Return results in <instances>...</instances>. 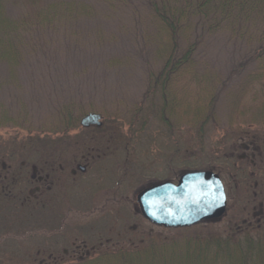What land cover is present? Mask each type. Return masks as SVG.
I'll list each match as a JSON object with an SVG mask.
<instances>
[{
  "label": "rangeland",
  "instance_id": "374dc122",
  "mask_svg": "<svg viewBox=\"0 0 264 264\" xmlns=\"http://www.w3.org/2000/svg\"><path fill=\"white\" fill-rule=\"evenodd\" d=\"M115 9L99 5L91 17L35 35L33 55L13 75L0 64V160L12 172L22 171V205L0 196V264H72L100 256L101 264L154 263L176 258L161 249L162 242L195 235L201 243L182 252L197 253L198 264H244L240 259L247 256L249 264H259L242 240L245 232L250 241L264 240V226H237L239 219L232 224L234 206L189 226L196 229L188 234L149 222L136 201L141 190L176 183L186 172H217L232 188L229 173L264 171V159L252 166L240 158L238 138L251 131L264 151V79L248 78L264 74L254 57L257 45L226 31L203 34L196 69L209 76L212 90L224 84L208 119L204 97L210 88L202 81L183 74L163 94L149 90L147 71L157 73L160 66L154 43L160 33L142 1ZM65 105L76 118L67 129L58 125ZM89 113L99 114L101 125L80 126ZM73 160L89 163L74 179L67 174ZM58 164L64 167L59 176L71 183L61 201L55 193L38 194L33 175L35 166L51 179ZM65 200L71 206H60Z\"/></svg>",
  "mask_w": 264,
  "mask_h": 264
},
{
  "label": "trees",
  "instance_id": "16d2710c",
  "mask_svg": "<svg viewBox=\"0 0 264 264\" xmlns=\"http://www.w3.org/2000/svg\"><path fill=\"white\" fill-rule=\"evenodd\" d=\"M140 1L145 4L152 24L161 36L159 39L161 43L158 39H154V43L160 47L155 54L156 60L160 61L159 70L157 73L151 70L147 71L150 81L149 90L151 89L153 94L159 91L162 94L165 93L174 76L189 75L190 79L193 77L196 82L201 83L202 81L205 86L210 88V90L205 89L204 101L206 104L204 106L206 110L204 111L208 119L213 117L216 99L219 92L223 90L224 84H218L220 87L212 90L213 84L209 76H206L204 71L200 72L196 69L195 54L203 34L210 36L217 31H226L233 38L243 39L249 44L255 43L257 47L254 48V57L263 63L262 69L264 70V0ZM131 3L132 0H0V64L8 67L9 73L13 75L21 61L23 64L25 59L27 60L33 55V49L36 48L35 44L38 41L35 35L59 24H68L80 18L91 17L97 12L95 10L99 5H106L108 9L116 8L115 10H117L118 7H128ZM238 69L241 71L240 68ZM248 78L250 81L260 82L264 79V74H249ZM65 106H68L63 109L66 113L59 115L58 125L65 128L73 127L76 124V118L72 116L71 111L67 113L69 105ZM78 113H82V111L79 110ZM200 134L202 140L204 136L202 128ZM194 227L196 226L184 227L180 230L189 234V232L195 231ZM243 236H245L242 240L243 246L249 249L248 252L251 251L252 255H259V264H264L262 250L264 240L251 239L250 241L248 239L250 236L246 232ZM180 237L189 239L186 234ZM194 237L197 239L162 242L166 245H160L161 249L169 253L170 256L171 252H175L173 256L176 258L155 260L154 263L147 261L146 264L201 263L197 253L192 255L182 252L183 248H195V245L201 243L198 235L192 236V238ZM169 247H173L175 250L170 251L172 248L168 249ZM101 257L91 260L84 258L72 264H90V262L99 264L98 259ZM249 259L250 256H247L240 260L244 264H249L251 263ZM131 260L123 258V261L127 263H130Z\"/></svg>",
  "mask_w": 264,
  "mask_h": 264
},
{
  "label": "flooded vegetation",
  "instance_id": "af4514ba",
  "mask_svg": "<svg viewBox=\"0 0 264 264\" xmlns=\"http://www.w3.org/2000/svg\"><path fill=\"white\" fill-rule=\"evenodd\" d=\"M89 128V127H88ZM239 140H241L242 146V154L240 155L241 159L243 158L244 161L249 160L252 166L258 164V162L263 161L264 159V151L261 150L259 144L256 142L258 137L255 136L254 133L251 131H244L238 135ZM264 148V146H263ZM98 157V156H97ZM86 160V159H85ZM7 161L1 158L0 160V196L3 194L7 196L8 199L17 200L22 205V171L12 172L11 167L7 165ZM88 161L85 163H80L77 160H73L71 166L67 170V174L74 179L77 175H83L87 172L89 167ZM19 165H22L20 162ZM51 166L52 171H55ZM36 167H33V175L37 174V182H39V186L35 188L36 191H41L38 194L43 196V194L48 193H55L56 198L58 201L64 200V198L68 199L64 190L65 186L71 185V183L65 180L66 177L59 175L62 172L64 167L62 164L57 165V173L50 179L48 173L42 175V170H35ZM59 171V172H58ZM217 173V172H216ZM247 173V175H246ZM218 175V174H217ZM220 178V182H222L224 193H225V210L221 216L224 215L227 206H234L232 207L233 210L236 209V213L233 215L231 214L229 221L232 224H236L235 220L239 219V222L236 224L237 226L243 225L246 226L245 228H259L264 226V171H253V172H241L235 171L229 173V177L234 181V187L227 188L225 186V181L223 178L218 175ZM247 176V177H244ZM239 179V180H236ZM252 179V182H251ZM65 180V181H64ZM68 180V179H67ZM251 182V183H250ZM46 185V186H43ZM176 184V183H175ZM227 188V189H226ZM52 190V191H46ZM63 192V195L60 194ZM50 196V199L52 198ZM97 199V198H96ZM67 200H65L60 206H71ZM52 204V202H49ZM102 205V204H101ZM105 205V204H103ZM48 206V203H47ZM50 206V205H49ZM89 206H97L96 204H91ZM44 207V203H43ZM231 209V208H230ZM207 221V220H204ZM210 220H208L209 222ZM244 228V229H245Z\"/></svg>",
  "mask_w": 264,
  "mask_h": 264
},
{
  "label": "water",
  "instance_id": "95a60500",
  "mask_svg": "<svg viewBox=\"0 0 264 264\" xmlns=\"http://www.w3.org/2000/svg\"><path fill=\"white\" fill-rule=\"evenodd\" d=\"M91 125H101L99 114L89 113L80 120V126ZM220 181L211 170L183 173L176 184L164 181L141 190L136 196L139 211L149 222L169 228L217 219L226 204Z\"/></svg>",
  "mask_w": 264,
  "mask_h": 264
}]
</instances>
